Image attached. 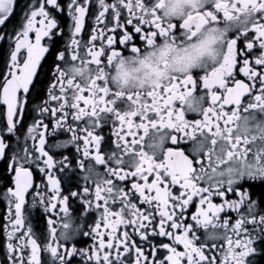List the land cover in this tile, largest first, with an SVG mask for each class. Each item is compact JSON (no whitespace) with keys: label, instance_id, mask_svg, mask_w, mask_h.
<instances>
[{"label":"snow or ice","instance_id":"1","mask_svg":"<svg viewBox=\"0 0 264 264\" xmlns=\"http://www.w3.org/2000/svg\"><path fill=\"white\" fill-rule=\"evenodd\" d=\"M184 2L0 0V264H264V0Z\"/></svg>","mask_w":264,"mask_h":264},{"label":"flooded vegetation","instance_id":"2","mask_svg":"<svg viewBox=\"0 0 264 264\" xmlns=\"http://www.w3.org/2000/svg\"><path fill=\"white\" fill-rule=\"evenodd\" d=\"M27 2V0H18V3L21 7L24 6V4ZM62 3L66 2V0H61ZM17 23L19 22L18 20L16 21ZM71 23V21L67 18L66 13L64 14V20L62 21V26L65 29V33H67V28L68 25ZM90 25V22H89ZM87 30V27H86ZM3 109V106H0V110ZM31 119L28 120V123H31ZM26 129L22 128L20 135H21V143H23V135L25 134ZM60 139H66L67 137L64 135H61L59 137ZM15 140L13 139L12 144L15 145ZM63 153L64 155H67L69 157V160L71 161V163L69 164V166L67 168H65V170L63 172H57L56 175L58 176V178L61 180V186L62 188L67 191L69 188H71L72 190H77L79 187L83 186V175L84 173L80 171V169L76 166V161L73 159V155L75 154V150L74 148L70 147L68 149H61L59 151H57L55 153L56 158L57 159H61L62 156L60 155V153ZM85 163L87 164L88 161H85ZM59 167V165H58ZM3 165L2 162H0V170H2ZM101 171H103V169L101 168ZM260 189H256V193L257 195H259ZM70 204V208L72 209V214L73 216H78L79 214V209H80V205L76 204L72 201L69 202ZM4 207V203L2 200H0V209H2ZM46 220H47V216L46 214L43 212V209L40 208L39 206H37L34 209H31V215L29 217V221L31 226L33 227V229L37 232H41L45 229L46 227ZM4 223V221H0V226H2V224ZM27 223V222H26ZM4 241H5V235L3 233L2 230H0V256L3 255V245H4ZM80 243L83 246L87 245V239L85 238L84 240H81ZM78 259V258H77Z\"/></svg>","mask_w":264,"mask_h":264},{"label":"clouds","instance_id":"3","mask_svg":"<svg viewBox=\"0 0 264 264\" xmlns=\"http://www.w3.org/2000/svg\"><path fill=\"white\" fill-rule=\"evenodd\" d=\"M181 7H183L184 11L186 12L188 10V8L190 7V5L188 3H186V2H184V0H181ZM132 67L135 68V67H138V66L133 64Z\"/></svg>","mask_w":264,"mask_h":264}]
</instances>
